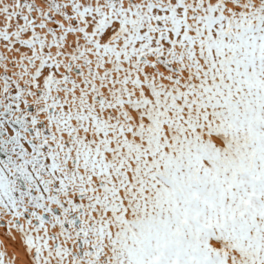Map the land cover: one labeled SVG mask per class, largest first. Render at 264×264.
Returning a JSON list of instances; mask_svg holds the SVG:
<instances>
[{
    "label": "snow or ice",
    "instance_id": "6c2138e0",
    "mask_svg": "<svg viewBox=\"0 0 264 264\" xmlns=\"http://www.w3.org/2000/svg\"><path fill=\"white\" fill-rule=\"evenodd\" d=\"M0 264H264V0H0Z\"/></svg>",
    "mask_w": 264,
    "mask_h": 264
}]
</instances>
